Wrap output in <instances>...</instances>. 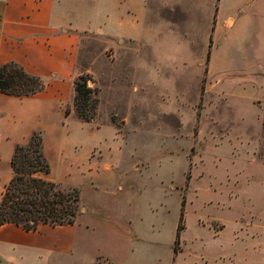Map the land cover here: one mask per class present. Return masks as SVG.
I'll list each match as a JSON object with an SVG mask.
<instances>
[{"label":"crops","instance_id":"obj_1","mask_svg":"<svg viewBox=\"0 0 264 264\" xmlns=\"http://www.w3.org/2000/svg\"><path fill=\"white\" fill-rule=\"evenodd\" d=\"M187 1L0 0V64L17 61L28 72L46 81L44 89L32 94L17 95L0 90V200L14 174L11 159L16 144L28 142L33 132L41 129L51 170L39 171L37 175L78 185L80 194L81 188L88 184L95 192L103 190L109 194L107 205L111 208L121 191L132 188V181L127 179L130 171L141 169L124 167L129 143L128 118L136 114L134 92L136 88L144 91L151 79L157 82L167 53L169 57L178 58L187 51V55L180 57L182 64L186 57L196 55L191 48L180 46L186 42L212 44L207 70L209 93L216 82L232 76L224 72L218 81L214 78L217 47H213V43L221 36V28L227 27V38L248 39L249 27L254 21L255 37L261 43L260 73L264 75V0H235L226 11L215 4L211 28L197 30L196 35L182 29L179 20L187 10L184 9ZM152 2L157 7L151 6ZM168 13L173 15L169 17ZM87 36L103 44L104 52L107 48L113 49L114 56L87 53ZM136 45L140 46L137 51ZM141 51L142 74H145L136 82L138 72L132 56ZM145 55L149 60L157 59L158 67L152 69ZM181 63L173 67L179 75L182 74ZM83 72L93 73L100 88L98 113L92 120L83 119L74 107L66 113L75 95L74 80ZM149 72L152 74L148 75ZM224 91L222 89V94ZM257 91L243 95L245 99L254 97L257 102H248L263 108L264 91H261L262 96ZM126 102L128 110H125ZM144 103L142 96L139 105ZM113 115L123 118L124 127ZM259 117L257 132L262 130V112ZM256 162L264 167V161L257 158ZM80 202L82 209L74 223L41 222L36 230H27L14 222L1 225L0 264H100L99 258L103 259L101 264H149L137 258L142 250L137 251L129 242L121 253L91 247L97 233L94 217L102 207L96 202L84 203L81 197ZM233 227L229 231L224 224L211 227L207 234L198 232L194 237H184L182 248L176 253H181L190 241L192 258L186 264H264V211L249 218L238 215ZM132 231L137 237V231Z\"/></svg>","mask_w":264,"mask_h":264},{"label":"rangeland","instance_id":"obj_2","mask_svg":"<svg viewBox=\"0 0 264 264\" xmlns=\"http://www.w3.org/2000/svg\"><path fill=\"white\" fill-rule=\"evenodd\" d=\"M233 1L192 0L190 3L188 0L184 4L187 10L179 19L182 29H189L192 33L210 29L216 12L215 4L226 11ZM151 4L157 7L153 2ZM171 15L173 13H168L169 17ZM249 31L252 35L250 33L248 39L239 40L227 38V27L221 28V36L213 43V47H217L214 78L218 81L224 72L232 76L227 75L216 82L213 92H207L212 44L187 42L180 46L191 48L196 55L186 57L182 64L180 57L187 55V51L178 58L169 57L167 53L157 82L151 79L144 91L136 88V114L128 118L129 143L124 167L141 169L130 171L127 179L132 181V188L121 191L117 201L115 198L110 205L112 209L107 205L109 194L103 190L95 192L89 184L81 188L84 203L96 202L102 207L94 217L97 233L91 247L121 253L129 242L136 246L137 251L142 250L137 258L149 264H186L192 258L190 241L181 253H176L182 248L184 237H194L198 232L207 234L211 227L218 228L224 224L231 231L238 215L249 218L264 211V167H259L256 162L257 158L264 161V118L262 130L257 132L261 112L264 117V107L253 106L248 101L257 100L254 97L245 99L243 95L253 94L256 89L262 96L261 91H264L259 58L261 43L255 37L254 21ZM85 41L87 53H105L109 58L114 56V50L107 48L104 52V45L96 38L87 36ZM139 47L136 45L135 51ZM147 57L145 55V61ZM132 58L138 72L135 76L137 82L145 74H142V51L135 52ZM156 61L148 59L146 63L150 62L154 68L158 67ZM180 63L181 75L173 68L179 67ZM83 73H87L89 86H98L93 73ZM78 77L79 74L75 79ZM73 89L75 98V80ZM222 89H225V94H222ZM126 96L129 100L131 84ZM142 96L145 103L139 105ZM74 98L68 106L70 110L74 107L77 111ZM125 110H128L127 102ZM116 121L124 127L122 117L117 115ZM171 180L174 185H171ZM62 185L67 188L78 186ZM81 209L80 202L78 215ZM180 224L183 227L178 239ZM133 229L137 231V237ZM102 260L99 258L98 263L101 264Z\"/></svg>","mask_w":264,"mask_h":264},{"label":"trees","instance_id":"obj_3","mask_svg":"<svg viewBox=\"0 0 264 264\" xmlns=\"http://www.w3.org/2000/svg\"><path fill=\"white\" fill-rule=\"evenodd\" d=\"M75 84L77 94L74 104L78 114L85 120L94 119L98 113L100 88L88 85L87 73L79 74ZM45 87L46 81L40 75L28 72L21 63L12 60L0 64L1 91L24 95ZM69 112L68 106L66 113ZM113 118L116 120L117 115ZM11 163L14 174L0 200V226L14 222L27 230H36L41 222L57 225L76 221L80 188H67L59 181L37 175L39 171L51 170V163L44 152L41 129L35 130L28 142L16 144ZM181 227L180 224L178 239Z\"/></svg>","mask_w":264,"mask_h":264}]
</instances>
